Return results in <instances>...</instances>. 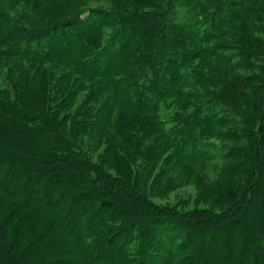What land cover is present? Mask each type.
<instances>
[{
  "label": "trees",
  "instance_id": "16d2710c",
  "mask_svg": "<svg viewBox=\"0 0 264 264\" xmlns=\"http://www.w3.org/2000/svg\"><path fill=\"white\" fill-rule=\"evenodd\" d=\"M82 6L43 27L0 30V55L56 57L78 72L55 82L49 68L22 65L42 85L0 90L7 254L26 261L56 227L78 230L93 253L119 264H264V0ZM94 129L113 173L82 150ZM212 138L224 142L221 154ZM217 158L226 164L211 179ZM163 185H194L210 206L155 204L147 195ZM16 204L52 218L26 251Z\"/></svg>",
  "mask_w": 264,
  "mask_h": 264
},
{
  "label": "rangeland",
  "instance_id": "374dc122",
  "mask_svg": "<svg viewBox=\"0 0 264 264\" xmlns=\"http://www.w3.org/2000/svg\"><path fill=\"white\" fill-rule=\"evenodd\" d=\"M131 3L132 0H0V30H5L11 23L21 24L27 27L36 24L37 27H43L53 22V18L59 15L60 12H73L78 5H83L81 10L85 12H91L93 10L121 12L124 10V7H129ZM105 33V38L108 40L111 30L105 29ZM1 51L0 49V53ZM55 58L53 57L43 61L22 57L21 55L14 57L0 55V90L11 91L16 89V84L22 83L35 86L42 85V80L39 76L35 75V71L34 73L28 74L29 71L25 68H31L34 64L37 68L40 66L49 68V71L55 75V82L64 74H70L74 77L77 76L78 72L71 64L64 63L61 60H55ZM22 65L25 67H20ZM31 76L35 81L32 80ZM84 81L87 82L86 80ZM115 97L116 95L114 94ZM163 111L165 114L162 117L167 119L168 112L165 108ZM236 111L231 110L229 115L232 116ZM170 120H172L171 115ZM174 123L173 121H168L166 126L170 127ZM98 133L99 131L97 129L91 130L87 134L84 133L79 143L83 148L82 150L91 160L101 166L107 163V168L113 173L114 171L110 168L111 157L105 154L103 145H97ZM210 142L215 144L219 154L223 152L221 149H223V145L225 146L224 142L215 138H212ZM224 161V159L220 158L213 159L205 174L211 179L217 177L218 173L220 175L226 164ZM140 175L142 176V173ZM139 179H141L140 176ZM123 189L124 187H121V192ZM147 196L155 204L174 206L179 211L185 212L196 208H208L210 206L207 201L199 200L201 197L194 185H187L180 188H167L166 185L161 187L156 186L154 193L150 195L149 192ZM5 203L7 207L14 208L13 201L9 200ZM15 206V208L19 209V214H24L21 223L24 233L19 239V244L26 251L30 245L35 243L36 238L41 233L43 234L45 231L50 230L51 227L49 225L51 226L52 218L36 211L22 209L17 204ZM2 215L6 214L2 213ZM77 231L75 230V233L68 234L53 227L50 231V237H43L36 242L35 251L32 250V247L28 250V254L30 253L28 259L26 257L27 253L25 252L24 258L26 261L22 262L15 260L14 258L16 256L11 257L7 254L8 251L4 247L6 241H3V238L0 237V252L3 253L1 254L0 264H111L113 262L119 264L116 261L109 260L110 258L106 256L103 259L98 257L96 252L93 253V248L87 244L83 234L80 236L76 235ZM57 235H59V238H56ZM22 248H18L20 250L19 252H21ZM176 256L179 257L178 254Z\"/></svg>",
  "mask_w": 264,
  "mask_h": 264
},
{
  "label": "bare ground",
  "instance_id": "6f19581e",
  "mask_svg": "<svg viewBox=\"0 0 264 264\" xmlns=\"http://www.w3.org/2000/svg\"><path fill=\"white\" fill-rule=\"evenodd\" d=\"M109 173V172H108ZM214 181V180H213Z\"/></svg>",
  "mask_w": 264,
  "mask_h": 264
}]
</instances>
